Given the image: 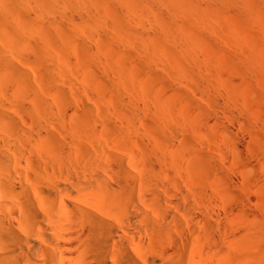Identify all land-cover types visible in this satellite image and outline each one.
Masks as SVG:
<instances>
[{
  "label": "bare ground",
  "instance_id": "6f19581e",
  "mask_svg": "<svg viewBox=\"0 0 264 264\" xmlns=\"http://www.w3.org/2000/svg\"><path fill=\"white\" fill-rule=\"evenodd\" d=\"M0 264H264V0H0Z\"/></svg>",
  "mask_w": 264,
  "mask_h": 264
}]
</instances>
